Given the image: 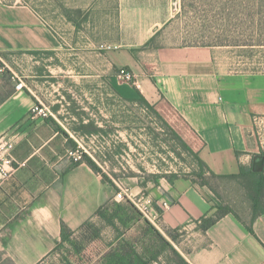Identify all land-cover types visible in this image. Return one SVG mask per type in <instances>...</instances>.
I'll use <instances>...</instances> for the list:
<instances>
[{
	"label": "crops",
	"instance_id": "crops-1",
	"mask_svg": "<svg viewBox=\"0 0 264 264\" xmlns=\"http://www.w3.org/2000/svg\"><path fill=\"white\" fill-rule=\"evenodd\" d=\"M87 1L100 9L106 0ZM180 9L181 0L175 13L171 0H114L116 35L98 42L80 36L74 20L61 27L71 31L68 39L28 5L0 0V64L13 53L52 52L59 58L56 70L62 69L63 51H70L72 68L88 58L90 73L123 96L166 103L214 174L245 182L239 174L251 169L253 156L264 149V73L228 70L216 46L159 44ZM152 38L154 46L141 49ZM102 43L116 47L102 50ZM6 65L0 68V138L14 141L16 169L0 177V264H42L61 240V222L72 230L87 219L99 226L104 221L95 212L112 203L117 188L68 156L72 146L56 128L63 126L32 112L39 97ZM120 67L134 83L117 78ZM18 80L27 88L16 89ZM144 186L169 204L156 228L163 234L164 228L185 231L183 239L171 243L187 264H264V207H256L252 220V200L247 218L232 210L203 231L201 220L213 216L217 204L225 206L206 187L187 176L156 178Z\"/></svg>",
	"mask_w": 264,
	"mask_h": 264
},
{
	"label": "rangeland",
	"instance_id": "rangeland-1",
	"mask_svg": "<svg viewBox=\"0 0 264 264\" xmlns=\"http://www.w3.org/2000/svg\"><path fill=\"white\" fill-rule=\"evenodd\" d=\"M4 1L28 5L41 20L68 39L71 31L65 32L61 27L66 28L70 20L77 22V32L83 38L88 36L99 42L116 35L114 0L104 1V8L100 9H94L87 0ZM252 4V0H181L180 13L161 33L158 42L214 44L228 70L264 73V45H259L264 36L250 35L260 24L264 28V11L255 14ZM4 58L6 63L2 61L0 68L8 69V64L27 80L40 99L36 104L41 103L76 146L95 161L100 174L112 180L117 188L115 199L119 190L145 191L144 185L150 180L189 177V173L199 171L193 135L166 103L146 106L139 97L124 100L109 82L90 73L92 69L85 64L90 59L85 58L84 64L72 68L70 51H63L60 70L55 69L59 58L52 52L13 53ZM204 176L225 206L244 218L251 214L252 192L243 179L214 177L207 172ZM115 199L112 203L121 204L122 208L127 203ZM262 207L264 197L259 202V208ZM115 214L117 225L126 236L136 233L139 225H145L142 221L132 226L133 221H128L121 209L115 210ZM98 224L102 238L86 245L82 261L63 250H55L42 264H100L101 254L117 234L105 222L99 220ZM185 235V231L176 232L177 240ZM161 262L166 264L165 257Z\"/></svg>",
	"mask_w": 264,
	"mask_h": 264
},
{
	"label": "trees",
	"instance_id": "trees-1",
	"mask_svg": "<svg viewBox=\"0 0 264 264\" xmlns=\"http://www.w3.org/2000/svg\"><path fill=\"white\" fill-rule=\"evenodd\" d=\"M252 1V8L255 9V14L262 13L264 11V0ZM252 34L256 35L258 38L264 36V28L262 27V25L260 24V26L256 28L255 32L252 31L250 35ZM154 41L155 38L150 39L144 46L141 47V49L153 47ZM260 42L262 43H260L259 45H264V41L260 40ZM194 45L214 46V44L210 43H200ZM114 90L126 101L135 100L134 98L123 96L116 89ZM138 97L141 102H143L146 106H149V103L142 96ZM49 119L54 123V125L56 124L55 120L51 116L49 117ZM56 128L60 129L67 137V142L70 146H76L75 142L72 140V138H70V136L63 128L58 125ZM260 153L264 155V151H260ZM195 160L198 165L199 171L189 173V178L198 186L207 187L209 189V192L213 195L212 197L215 200H219V198L215 195L213 189L210 188L204 175L207 172L214 177L221 176L214 174V172L208 167V165L199 157L197 152L195 153ZM82 162L86 163L94 172L98 173L104 182H108L112 186H114V183L112 182V180H110V178H108V176L100 174V170L97 164L90 156L84 154L83 160L78 163ZM263 171L253 172L251 169H248L245 172L241 171V173L239 174L240 176L238 175L239 177L245 179V185L252 192V200L254 203V213L252 215V220L257 216L258 211L256 210V207L264 197ZM109 207L110 210H108ZM130 208H132L131 211ZM118 209H121V211L124 212V216L128 219V221H133L132 226L140 224L141 221H144L145 225H139L136 233L130 234V236H126V232H121L119 226L117 225L118 216L115 214V210ZM229 212H232L229 207L222 204H217L216 213L213 216L204 217L201 220V230L205 231L217 219ZM95 215L99 216L101 220H103L107 225L111 226L117 234L115 236L114 242H111L108 245V248L103 251L101 256L99 254L101 258L100 264H151L153 262L164 264L161 262V259L163 257H165L166 264H187L185 259L171 243V241L175 242L177 240V231L164 228L163 234L152 224L143 220L139 212L133 207L131 203L127 202L123 208L121 204L109 203L106 206H101L100 208H98L95 212ZM126 228V230L130 229V227ZM60 229L61 240L56 243L52 252L55 250H63L75 256L77 261L83 260V253L85 254L86 245H88V243H92L95 240H100L102 238L101 228L96 225L91 219H87L86 221H84L78 228V230L70 229L64 222H61ZM66 244L70 247H67Z\"/></svg>",
	"mask_w": 264,
	"mask_h": 264
},
{
	"label": "built area",
	"instance_id": "built-area-1",
	"mask_svg": "<svg viewBox=\"0 0 264 264\" xmlns=\"http://www.w3.org/2000/svg\"><path fill=\"white\" fill-rule=\"evenodd\" d=\"M100 49H110L116 47L111 43H102L98 46ZM116 76L118 79L130 83H134L132 74L124 67H120L117 70ZM137 86V85H136ZM27 88L22 80H18L16 89ZM139 88V87H138ZM40 103V102H39ZM41 103L34 104L32 112L42 117H48L49 111ZM14 147V141L6 138H0V177L9 176L16 166L12 157V150ZM68 156L74 162H80L83 160L84 152L80 146L71 147L67 151ZM24 165L23 163L18 166ZM116 199L125 200L133 205V207L139 212L142 219L157 227L160 221L162 211L169 207L168 201L165 199L156 200L150 194L144 190L134 192L133 190H119L116 194Z\"/></svg>",
	"mask_w": 264,
	"mask_h": 264
},
{
	"label": "water",
	"instance_id": "water-1",
	"mask_svg": "<svg viewBox=\"0 0 264 264\" xmlns=\"http://www.w3.org/2000/svg\"><path fill=\"white\" fill-rule=\"evenodd\" d=\"M172 2V12L178 10V0H171ZM264 169V155L258 153L255 154L252 158L251 170L253 172H261Z\"/></svg>",
	"mask_w": 264,
	"mask_h": 264
}]
</instances>
